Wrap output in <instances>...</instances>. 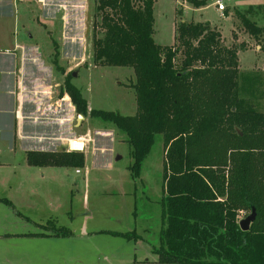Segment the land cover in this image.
Listing matches in <instances>:
<instances>
[{
    "label": "trees",
    "instance_id": "1",
    "mask_svg": "<svg viewBox=\"0 0 264 264\" xmlns=\"http://www.w3.org/2000/svg\"><path fill=\"white\" fill-rule=\"evenodd\" d=\"M153 4L97 0L95 6L99 22L93 27L103 35L93 33L92 57L102 66L132 68V116L89 110L70 74L62 91L79 114L110 122L125 134L134 177L155 136H162L161 226L159 245L152 249L157 264H264V114L233 108L236 49L224 46L216 29L181 22L175 44L158 45L152 37ZM238 18L252 37L264 38V28L242 13ZM26 163L78 169L85 158L79 151H29ZM252 208L255 219L241 231L237 216Z\"/></svg>",
    "mask_w": 264,
    "mask_h": 264
},
{
    "label": "rangeland",
    "instance_id": "2",
    "mask_svg": "<svg viewBox=\"0 0 264 264\" xmlns=\"http://www.w3.org/2000/svg\"><path fill=\"white\" fill-rule=\"evenodd\" d=\"M96 1L89 0L87 7L84 43L66 42L64 52L69 55L58 60L65 65L68 59L67 67H75L84 59L78 69L73 68L76 76L69 82L81 90L90 108L132 116L136 110L134 91L129 87L134 82L132 68L102 66L92 57L93 33L103 35L100 28L93 27L94 21L99 22ZM196 1L198 7L189 0H154V42L174 45L181 22H199L216 29L222 44L236 49L239 70L233 108L264 114V38L252 37L238 18L242 13L264 28V0H219L224 5L220 11L217 0ZM76 114L73 124L77 134L88 132L85 138H91L82 152L85 165L78 168L79 173L72 167L45 172L42 167L27 165L25 154L14 150L12 120L0 134V198L12 202V206L0 203V213L7 211L10 216L8 223H0V230L53 235L50 240L14 237L0 247L6 257L22 260L14 264H157L152 249L159 245L161 226L162 136H155L138 177H134L128 169L133 158L125 134L112 123L88 114L76 125ZM247 215L248 211H240L237 221ZM14 218L16 222H12ZM60 231L69 234L54 235Z\"/></svg>",
    "mask_w": 264,
    "mask_h": 264
},
{
    "label": "crops",
    "instance_id": "3",
    "mask_svg": "<svg viewBox=\"0 0 264 264\" xmlns=\"http://www.w3.org/2000/svg\"><path fill=\"white\" fill-rule=\"evenodd\" d=\"M88 5L89 0H0V134L12 120L13 147L25 154V160L29 151L68 150V140L89 135L77 134L75 107L62 91L67 75L72 77V72H77L73 68L78 69L84 59L75 67H67L68 59L65 65L58 60L66 56V42L84 43ZM87 108L92 109L88 102ZM50 168L54 167L41 170L53 172ZM4 200L0 198V203L12 206ZM9 218L7 211L0 213V223H8ZM52 236L48 232L0 230V243L14 237L50 240ZM5 253L0 247V264L22 262Z\"/></svg>",
    "mask_w": 264,
    "mask_h": 264
},
{
    "label": "built area",
    "instance_id": "4",
    "mask_svg": "<svg viewBox=\"0 0 264 264\" xmlns=\"http://www.w3.org/2000/svg\"><path fill=\"white\" fill-rule=\"evenodd\" d=\"M215 5L217 6L218 10H223L224 9V5L219 1L217 0L215 2ZM68 151H79V152H83L85 147H86V144L89 142L88 139H86L85 137H82V138H77V139H74V140H68ZM71 144L73 145H79V146H75V147H72ZM76 173H79V170H76L75 171Z\"/></svg>",
    "mask_w": 264,
    "mask_h": 264
},
{
    "label": "water",
    "instance_id": "5",
    "mask_svg": "<svg viewBox=\"0 0 264 264\" xmlns=\"http://www.w3.org/2000/svg\"><path fill=\"white\" fill-rule=\"evenodd\" d=\"M76 76V72H72V77ZM83 119L81 114H78L76 124L79 125L80 120ZM255 210L252 208L249 215H247L244 219H241L238 224L241 231H247L249 229L250 223L255 219Z\"/></svg>",
    "mask_w": 264,
    "mask_h": 264
}]
</instances>
